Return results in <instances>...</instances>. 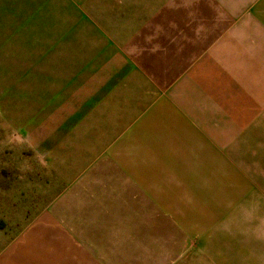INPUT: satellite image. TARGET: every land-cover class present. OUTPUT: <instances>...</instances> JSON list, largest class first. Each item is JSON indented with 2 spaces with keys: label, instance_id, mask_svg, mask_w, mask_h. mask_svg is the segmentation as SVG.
Segmentation results:
<instances>
[{
  "label": "rangeland",
  "instance_id": "rangeland-1",
  "mask_svg": "<svg viewBox=\"0 0 264 264\" xmlns=\"http://www.w3.org/2000/svg\"><path fill=\"white\" fill-rule=\"evenodd\" d=\"M220 11L241 23L264 16V0H0V264H264V124L248 126L254 162H230L228 176L191 184L190 193L161 194L157 210H130L98 208L97 194L86 192L87 170L72 152L84 125L53 124L54 114L33 111L37 84H54L33 73L80 67L51 58L55 50L47 59L54 67L37 64L32 33L99 26L112 43L126 42L131 61ZM113 61L108 54L99 65Z\"/></svg>",
  "mask_w": 264,
  "mask_h": 264
},
{
  "label": "crops",
  "instance_id": "crops-1",
  "mask_svg": "<svg viewBox=\"0 0 264 264\" xmlns=\"http://www.w3.org/2000/svg\"><path fill=\"white\" fill-rule=\"evenodd\" d=\"M220 14L184 24L181 40L168 36L165 47L154 41L148 56L131 61L121 50L126 42L112 43L99 26L32 33L39 39L29 57L37 64L54 67L47 59L55 50L51 58L80 67L69 75L59 67L33 73L34 80H54L46 90L37 84L31 95L42 99L33 111L54 114L53 124L85 126L72 152L98 208L157 210L161 194L190 193L191 184L228 176L233 161L254 162L248 126L264 124V16L230 23ZM108 54L113 65H99Z\"/></svg>",
  "mask_w": 264,
  "mask_h": 264
}]
</instances>
